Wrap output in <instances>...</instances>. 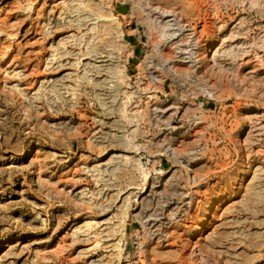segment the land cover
Here are the masks:
<instances>
[{
  "label": "rangeland",
  "instance_id": "1",
  "mask_svg": "<svg viewBox=\"0 0 264 264\" xmlns=\"http://www.w3.org/2000/svg\"><path fill=\"white\" fill-rule=\"evenodd\" d=\"M0 264H264V0H0Z\"/></svg>",
  "mask_w": 264,
  "mask_h": 264
},
{
  "label": "bare ground",
  "instance_id": "2",
  "mask_svg": "<svg viewBox=\"0 0 264 264\" xmlns=\"http://www.w3.org/2000/svg\"><path fill=\"white\" fill-rule=\"evenodd\" d=\"M197 40V39H196ZM208 52V51H207ZM211 209V208H210Z\"/></svg>",
  "mask_w": 264,
  "mask_h": 264
}]
</instances>
